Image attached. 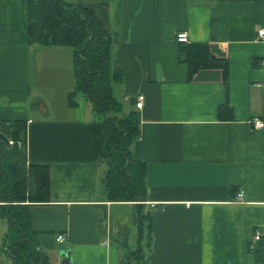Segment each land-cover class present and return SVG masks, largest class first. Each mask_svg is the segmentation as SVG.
<instances>
[{
  "label": "crops",
  "instance_id": "crops-1",
  "mask_svg": "<svg viewBox=\"0 0 264 264\" xmlns=\"http://www.w3.org/2000/svg\"><path fill=\"white\" fill-rule=\"evenodd\" d=\"M66 1L92 8L115 35L124 78L113 95L122 110L145 95L131 150L145 164L146 199L106 200L104 119L81 92L69 101L72 48L31 43L28 0H0V118L28 121V164L49 168L50 201L29 209L50 263L61 261L64 233L72 264H123L129 227L120 222L117 232L114 209L133 205L131 249L141 244L148 264H258L250 244L264 229V127L252 120H264V0ZM183 30L225 65L191 74L179 59ZM8 228L0 216V264H15Z\"/></svg>",
  "mask_w": 264,
  "mask_h": 264
},
{
  "label": "trees",
  "instance_id": "trees-1",
  "mask_svg": "<svg viewBox=\"0 0 264 264\" xmlns=\"http://www.w3.org/2000/svg\"><path fill=\"white\" fill-rule=\"evenodd\" d=\"M28 3L30 42L73 50L76 86L70 92V103H76L74 96L81 92L103 116L107 171L102 183L106 200L145 201V164L131 150L139 137V114L136 108L124 112L113 95V83L124 78L113 59L115 35L87 5L66 0ZM180 43L179 59L189 64L191 74L225 65L213 57L206 43ZM27 126L26 119L0 118V133L13 142L7 144L0 138V216L9 222L4 245L15 264H51L35 240L29 209L32 203L50 201V173L47 165L28 164ZM143 231L141 228L140 238ZM253 251L258 264H264V238ZM123 264H148L141 244L129 250Z\"/></svg>",
  "mask_w": 264,
  "mask_h": 264
},
{
  "label": "rangeland",
  "instance_id": "rangeland-1",
  "mask_svg": "<svg viewBox=\"0 0 264 264\" xmlns=\"http://www.w3.org/2000/svg\"><path fill=\"white\" fill-rule=\"evenodd\" d=\"M20 146H21V144H20ZM102 164L103 165L100 168V177H104L106 174V171H107L106 162H103ZM104 193H105V191H104ZM132 202L133 201H131V203ZM114 213H115V221H113V227L116 228L117 232L120 235L122 232H124L123 226H120V228H118L120 225V222L122 225L123 221H125V223L129 227L128 234H125V238H123V237L121 238V240L124 242V245H125L124 247L126 249V252L128 253L129 250L135 245V240H137L138 229H139L138 217H139L140 212L138 211V208L134 207L133 205H119L118 207H115ZM119 217H122L121 218L122 220L119 221ZM119 229H120V232L118 231ZM145 235H147V233H144V236ZM121 236H123V235H121ZM116 237H119V235L117 234ZM4 258H6V257H4Z\"/></svg>",
  "mask_w": 264,
  "mask_h": 264
},
{
  "label": "built area",
  "instance_id": "built-area-1",
  "mask_svg": "<svg viewBox=\"0 0 264 264\" xmlns=\"http://www.w3.org/2000/svg\"><path fill=\"white\" fill-rule=\"evenodd\" d=\"M258 38L264 39V26L258 29ZM177 40L179 42H188L189 41V34L187 31H180L177 34ZM264 64V62H263ZM144 100H145V95L144 94H139L137 97V101L135 103L136 109H141L144 105ZM252 123L255 128H262L264 127V120L260 118H254L252 120ZM12 143V141H11ZM243 196V192L240 193V198ZM264 238V229L262 228H257L254 234V238L250 244V249L255 250L258 242ZM57 241L62 244L66 241V234L64 233H59L57 235Z\"/></svg>",
  "mask_w": 264,
  "mask_h": 264
},
{
  "label": "water",
  "instance_id": "water-1",
  "mask_svg": "<svg viewBox=\"0 0 264 264\" xmlns=\"http://www.w3.org/2000/svg\"><path fill=\"white\" fill-rule=\"evenodd\" d=\"M0 138L4 140L7 144H11L9 138L3 133H0ZM58 254L61 257V261L59 264H72V252L68 248L67 244H61L60 246H58Z\"/></svg>",
  "mask_w": 264,
  "mask_h": 264
}]
</instances>
